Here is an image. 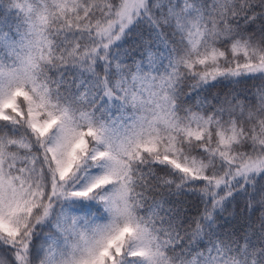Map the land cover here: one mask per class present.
I'll return each mask as SVG.
<instances>
[{
  "label": "snow or ice",
  "instance_id": "6c2138e0",
  "mask_svg": "<svg viewBox=\"0 0 264 264\" xmlns=\"http://www.w3.org/2000/svg\"><path fill=\"white\" fill-rule=\"evenodd\" d=\"M0 264H264V0H0Z\"/></svg>",
  "mask_w": 264,
  "mask_h": 264
},
{
  "label": "trees",
  "instance_id": "16d2710c",
  "mask_svg": "<svg viewBox=\"0 0 264 264\" xmlns=\"http://www.w3.org/2000/svg\"><path fill=\"white\" fill-rule=\"evenodd\" d=\"M225 84H227V82H225ZM251 85H252V81L249 80L246 84H242L239 87L251 89ZM227 90H228L227 87H220V88H217V89H213L212 93L214 94L217 91H227ZM251 90L254 91L255 89H251ZM195 204H196V202L193 200L192 201V211L193 212L195 211Z\"/></svg>",
  "mask_w": 264,
  "mask_h": 264
}]
</instances>
